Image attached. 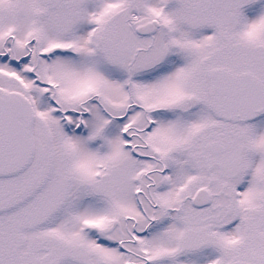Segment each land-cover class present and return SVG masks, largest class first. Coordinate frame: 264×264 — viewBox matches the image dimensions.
<instances>
[{
  "label": "snow or ice",
  "instance_id": "obj_1",
  "mask_svg": "<svg viewBox=\"0 0 264 264\" xmlns=\"http://www.w3.org/2000/svg\"><path fill=\"white\" fill-rule=\"evenodd\" d=\"M0 264H264V0H0Z\"/></svg>",
  "mask_w": 264,
  "mask_h": 264
}]
</instances>
